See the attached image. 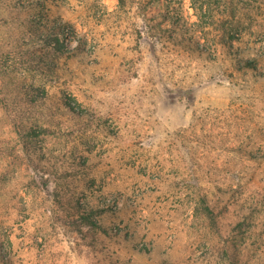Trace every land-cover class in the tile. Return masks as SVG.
<instances>
[{
  "label": "rangeland",
  "instance_id": "obj_1",
  "mask_svg": "<svg viewBox=\"0 0 264 264\" xmlns=\"http://www.w3.org/2000/svg\"><path fill=\"white\" fill-rule=\"evenodd\" d=\"M0 264H264V0H0Z\"/></svg>",
  "mask_w": 264,
  "mask_h": 264
},
{
  "label": "trees",
  "instance_id": "obj_2",
  "mask_svg": "<svg viewBox=\"0 0 264 264\" xmlns=\"http://www.w3.org/2000/svg\"><path fill=\"white\" fill-rule=\"evenodd\" d=\"M119 1H122V0H119ZM192 2H194V4H195V0H192ZM203 4L204 3L201 1L199 6H194L196 11H198L200 13V15L206 14V10H205V7ZM74 207L76 209V213L78 214V217L80 218V220L86 222V224H88V226H94L93 219H92L94 211L92 209L87 207L85 204L80 205V203L78 201H76Z\"/></svg>",
  "mask_w": 264,
  "mask_h": 264
}]
</instances>
